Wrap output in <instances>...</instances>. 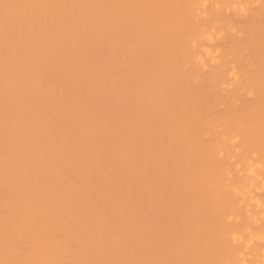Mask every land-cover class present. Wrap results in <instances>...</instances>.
I'll list each match as a JSON object with an SVG mask.
<instances>
[{
    "label": "bare ground",
    "instance_id": "obj_1",
    "mask_svg": "<svg viewBox=\"0 0 264 264\" xmlns=\"http://www.w3.org/2000/svg\"><path fill=\"white\" fill-rule=\"evenodd\" d=\"M0 0V264H264V0Z\"/></svg>",
    "mask_w": 264,
    "mask_h": 264
},
{
    "label": "clouds",
    "instance_id": "obj_2",
    "mask_svg": "<svg viewBox=\"0 0 264 264\" xmlns=\"http://www.w3.org/2000/svg\"><path fill=\"white\" fill-rule=\"evenodd\" d=\"M237 4H238L240 10H241V11H244L245 6H244L242 0H237Z\"/></svg>",
    "mask_w": 264,
    "mask_h": 264
}]
</instances>
